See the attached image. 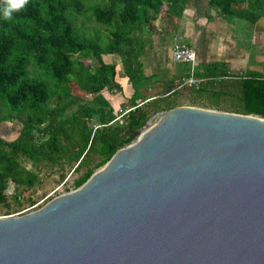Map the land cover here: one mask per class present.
<instances>
[{
  "label": "water",
  "instance_id": "1",
  "mask_svg": "<svg viewBox=\"0 0 264 264\" xmlns=\"http://www.w3.org/2000/svg\"><path fill=\"white\" fill-rule=\"evenodd\" d=\"M77 189L0 218V264H264V118L158 110Z\"/></svg>",
  "mask_w": 264,
  "mask_h": 264
},
{
  "label": "trees",
  "instance_id": "2",
  "mask_svg": "<svg viewBox=\"0 0 264 264\" xmlns=\"http://www.w3.org/2000/svg\"><path fill=\"white\" fill-rule=\"evenodd\" d=\"M101 2L92 8V17L108 27L105 40L76 32L69 12L84 13L83 0H28L11 19L0 14V122L16 120L21 125L13 140L0 137V206L8 205L6 191L10 183L27 193L39 184L36 168L42 165L77 162L75 170L87 166L74 181V186L80 187L95 168L136 138L135 131L150 115L176 107L169 97L142 105L139 103L146 98L136 102L135 97L127 107L133 109L121 121L108 124L115 116L107 120V110L93 105L86 96L103 89L120 90L117 65L104 62V54L119 55L126 76L139 84L143 78L139 58L151 47L144 35L153 31L159 14L163 18L179 16L184 0ZM210 3L227 19L241 18L251 23L259 19L262 10V6L244 9L240 0ZM85 60L95 64H85ZM197 75L207 78L201 89H182L173 96L191 92L209 97L212 104L218 105L221 97L235 87L239 112L264 118L263 75L235 77L220 65ZM95 118L102 125L97 129L91 123ZM93 155L100 160L89 167ZM24 159L32 168H27ZM21 194L17 191L13 197L19 199Z\"/></svg>",
  "mask_w": 264,
  "mask_h": 264
},
{
  "label": "crops",
  "instance_id": "3",
  "mask_svg": "<svg viewBox=\"0 0 264 264\" xmlns=\"http://www.w3.org/2000/svg\"><path fill=\"white\" fill-rule=\"evenodd\" d=\"M240 1L244 9L262 6L257 21L251 23L241 18L227 19L212 7L210 0H184L176 17L163 18L159 14L153 31L144 35L151 47L139 58L143 77L140 83L132 82L126 76L119 55L104 54V62L117 65L120 90L109 92L103 89L89 99L107 110V120L116 116L120 109L127 108L135 97L136 102L146 98L151 104L160 98L171 97L174 105L182 106L184 96H173L170 90L188 73L190 66L173 60L172 45L175 39L194 49L197 72L220 65L227 67L235 77L251 73L264 76V0ZM164 7L165 10L167 7Z\"/></svg>",
  "mask_w": 264,
  "mask_h": 264
},
{
  "label": "rangeland",
  "instance_id": "4",
  "mask_svg": "<svg viewBox=\"0 0 264 264\" xmlns=\"http://www.w3.org/2000/svg\"><path fill=\"white\" fill-rule=\"evenodd\" d=\"M85 3V11L82 14H73L72 11L69 12L71 19L74 22L76 32L83 37H93L106 39L108 37V27L102 24L95 22L92 17V8L96 5H102L101 0H83ZM85 64H95L91 60H85ZM33 69V68H32ZM38 70V69H37ZM34 74L35 71L33 69ZM39 72V70H38ZM37 73V72H36ZM44 79V78H42ZM183 104L182 106H195L206 109H213L222 112L228 113H238L239 112V100L237 89L231 88L229 95H224L221 97L220 103L212 104L211 99L204 95H198L194 93H183ZM87 98H90L91 95H87ZM170 100V98H169ZM171 101V100H170ZM95 105L94 102H92ZM178 105H176L177 107ZM181 106V105H179ZM72 111V110H71ZM71 111H67V114H70ZM92 125L98 126V119L95 118L94 121H91ZM21 125L19 121H3L0 122V137L5 140H13L17 137L18 131ZM135 140V139H134ZM133 140V141H134ZM132 141V142H133ZM130 142V143H132ZM129 143V144H130ZM100 158L97 155H93L90 159L89 167L97 164ZM23 163L27 168H32L31 163L27 159L23 160ZM77 162H68L63 163L62 165L54 166H44L36 168V171L39 173L40 183L37 184L32 190L28 193L24 192V188L20 187L18 190L15 188L13 183H10L7 193L8 205L3 204L0 206V218L7 216H18L23 215L29 212H32L47 202L64 193L71 192L77 189L74 186V181L86 170L87 166H81L79 169L75 170ZM95 168V167H94ZM101 167L95 168L94 172L98 171ZM17 191H20L21 197L16 199L14 196Z\"/></svg>",
  "mask_w": 264,
  "mask_h": 264
},
{
  "label": "built area",
  "instance_id": "5",
  "mask_svg": "<svg viewBox=\"0 0 264 264\" xmlns=\"http://www.w3.org/2000/svg\"><path fill=\"white\" fill-rule=\"evenodd\" d=\"M172 58L177 63L188 64L190 66V69L188 73L185 74L180 79V81L177 82L174 88L170 90V93H173L175 91H179L182 89L199 90L207 83L206 77H201L197 75V70L194 65L195 60H196V54H195L194 49L191 46H189L187 43L180 42L177 39H175L172 45ZM148 100L149 99L140 102L139 105H142L148 102ZM131 109L133 108L120 109L118 111V114L115 116V118L112 119L108 124L121 121L122 117L126 115L127 112H129ZM101 126L102 125L99 124L98 126H95L94 129H97Z\"/></svg>",
  "mask_w": 264,
  "mask_h": 264
},
{
  "label": "clouds",
  "instance_id": "6",
  "mask_svg": "<svg viewBox=\"0 0 264 264\" xmlns=\"http://www.w3.org/2000/svg\"><path fill=\"white\" fill-rule=\"evenodd\" d=\"M28 3V0H0V14L5 19H11L14 13L19 12Z\"/></svg>",
  "mask_w": 264,
  "mask_h": 264
}]
</instances>
